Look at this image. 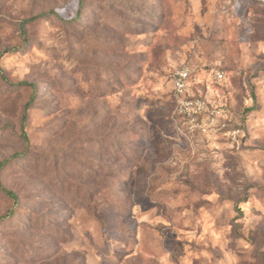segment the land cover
<instances>
[{"label": "rangeland", "instance_id": "1", "mask_svg": "<svg viewBox=\"0 0 264 264\" xmlns=\"http://www.w3.org/2000/svg\"><path fill=\"white\" fill-rule=\"evenodd\" d=\"M2 162L0 264H264V0H0Z\"/></svg>", "mask_w": 264, "mask_h": 264}, {"label": "built area", "instance_id": "2", "mask_svg": "<svg viewBox=\"0 0 264 264\" xmlns=\"http://www.w3.org/2000/svg\"><path fill=\"white\" fill-rule=\"evenodd\" d=\"M217 77L219 79L224 77V74L222 72H217ZM188 72L186 69H178L174 73V78H173V84H174V90L177 95H184L185 91L187 90L188 86ZM188 103H193V101H187Z\"/></svg>", "mask_w": 264, "mask_h": 264}, {"label": "trees", "instance_id": "3", "mask_svg": "<svg viewBox=\"0 0 264 264\" xmlns=\"http://www.w3.org/2000/svg\"><path fill=\"white\" fill-rule=\"evenodd\" d=\"M82 5H83V0H80V6H82ZM79 13H82L81 8H80ZM44 15H45V13H40V14H38V15L32 16V17H30V18L24 20V21L22 22L23 24H21L22 32H23V33L25 32V24H26V23H29V22H33V21L39 20V19H40L41 17H43ZM7 51H9V50L6 49L5 52H7ZM26 84H27V83H26ZM23 118H25V115H24ZM14 156H16V155H13L12 157H14ZM12 157H11V158H12ZM4 162H5V161H4ZM4 162L1 163L0 167L2 166V164H4ZM5 191H6V193H7L9 196H11V197H15V194H14L12 191L7 190V189H5ZM0 219H1V217H0Z\"/></svg>", "mask_w": 264, "mask_h": 264}]
</instances>
